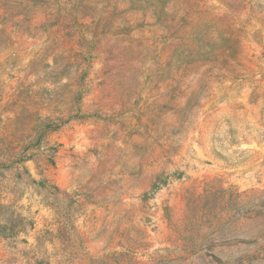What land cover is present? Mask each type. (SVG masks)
<instances>
[{"label":"rangeland","instance_id":"rangeland-1","mask_svg":"<svg viewBox=\"0 0 264 264\" xmlns=\"http://www.w3.org/2000/svg\"><path fill=\"white\" fill-rule=\"evenodd\" d=\"M0 264H264V0H0Z\"/></svg>","mask_w":264,"mask_h":264}]
</instances>
